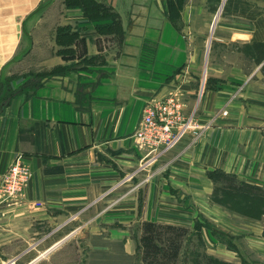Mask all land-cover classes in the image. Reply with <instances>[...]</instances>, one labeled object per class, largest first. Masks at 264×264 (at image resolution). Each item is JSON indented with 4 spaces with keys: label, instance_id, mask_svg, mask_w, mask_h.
<instances>
[{
    "label": "crops",
    "instance_id": "obj_1",
    "mask_svg": "<svg viewBox=\"0 0 264 264\" xmlns=\"http://www.w3.org/2000/svg\"><path fill=\"white\" fill-rule=\"evenodd\" d=\"M206 59L201 134L139 171L144 103L179 87L189 110ZM18 64L29 70L0 108V180L17 154L31 177L0 206L1 262L76 245L82 264L130 258L143 222L232 254L230 223L259 222L214 201L213 175L264 189V0H0V83Z\"/></svg>",
    "mask_w": 264,
    "mask_h": 264
},
{
    "label": "rangeland",
    "instance_id": "obj_2",
    "mask_svg": "<svg viewBox=\"0 0 264 264\" xmlns=\"http://www.w3.org/2000/svg\"><path fill=\"white\" fill-rule=\"evenodd\" d=\"M177 3L181 6L183 0H180L179 2L177 1ZM178 5L175 4V9L179 7ZM208 36L210 35L208 34ZM242 65L245 64L243 63ZM207 69L208 62L206 59L205 62L200 63V78L198 79L196 92L193 96V104L189 110L195 108L197 112L198 104L204 95L208 83ZM27 70H29V64H18L15 67H12L9 72H5L4 76L6 77L2 78V84L0 85V105L4 104L15 93V89L13 88L12 84L18 82L19 79L17 78L21 76V73L26 72ZM180 70L181 69L179 68L178 71ZM44 75V73H40L38 76L35 75L31 80H29L27 88H24L23 90L25 92L31 91L35 83H39ZM173 91H179V93L183 94L184 96L183 90L179 87L173 89ZM217 183L222 188L235 183V181H229L226 178H218ZM250 186L259 187L256 185ZM244 190L248 189L244 188ZM220 192L221 189L218 190L217 195H219ZM254 194L258 197H264V191L255 192ZM262 220L263 219L259 220V222L257 221L249 223L236 219L230 223L231 227H235V229H233L235 232V237L231 238V241L236 244L238 249L232 254H226L217 251L215 253L214 251L207 249L203 250L196 236L194 238H189L184 242L181 249L179 264H264V240L262 237L258 236L259 228L262 226ZM78 250V245H76L74 248H71V246L66 247V249L61 251V253L58 255L59 257L55 260L52 259L53 261L49 260L47 261L48 263H46V260L43 259L41 263L39 262L36 264H79L81 260L85 258V254H79ZM37 256L38 254H36L33 249L25 254L23 253L14 256H8L10 257L8 259L9 262L4 260L3 262L0 261V264H27L30 260L36 258ZM87 259L88 262L85 264H140V258L137 254V250L130 258L118 254H110L107 256L95 251L94 253L89 254V256H86V260Z\"/></svg>",
    "mask_w": 264,
    "mask_h": 264
},
{
    "label": "built area",
    "instance_id": "obj_3",
    "mask_svg": "<svg viewBox=\"0 0 264 264\" xmlns=\"http://www.w3.org/2000/svg\"><path fill=\"white\" fill-rule=\"evenodd\" d=\"M201 131L202 127L196 122V109L187 110L184 96L179 91L150 98L142 107L137 128L133 133L137 149L142 152L138 170H145L159 162L187 136H190V141L196 140ZM30 177L29 165L21 154H17L0 180V206L15 204Z\"/></svg>",
    "mask_w": 264,
    "mask_h": 264
},
{
    "label": "trees",
    "instance_id": "obj_4",
    "mask_svg": "<svg viewBox=\"0 0 264 264\" xmlns=\"http://www.w3.org/2000/svg\"><path fill=\"white\" fill-rule=\"evenodd\" d=\"M177 1L180 0H174V4L178 5ZM178 6L181 7L180 4ZM4 104H1L0 108ZM218 178H226L235 183L220 187L221 192L214 197V201L249 219H263L262 236L264 237V197L254 194L264 189L237 182L233 177L221 173H215L213 180L218 182ZM189 235L190 232L182 227L143 222L140 225V235L136 238V250L140 264H179L181 249L184 242L189 239ZM196 237L201 245L199 235Z\"/></svg>",
    "mask_w": 264,
    "mask_h": 264
}]
</instances>
